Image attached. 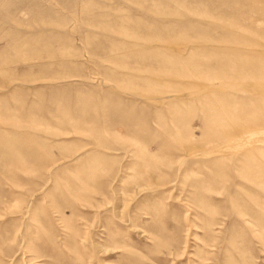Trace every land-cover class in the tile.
I'll return each instance as SVG.
<instances>
[{
    "label": "rangeland",
    "instance_id": "obj_1",
    "mask_svg": "<svg viewBox=\"0 0 264 264\" xmlns=\"http://www.w3.org/2000/svg\"><path fill=\"white\" fill-rule=\"evenodd\" d=\"M0 264H264V0H0Z\"/></svg>",
    "mask_w": 264,
    "mask_h": 264
}]
</instances>
